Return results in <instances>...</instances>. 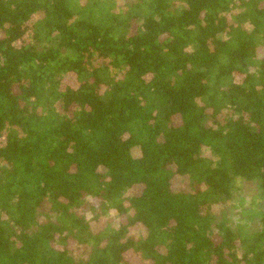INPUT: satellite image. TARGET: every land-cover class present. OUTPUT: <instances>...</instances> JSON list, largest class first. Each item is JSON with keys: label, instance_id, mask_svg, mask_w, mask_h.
Returning a JSON list of instances; mask_svg holds the SVG:
<instances>
[{"label": "trees", "instance_id": "obj_1", "mask_svg": "<svg viewBox=\"0 0 264 264\" xmlns=\"http://www.w3.org/2000/svg\"><path fill=\"white\" fill-rule=\"evenodd\" d=\"M238 177L264 198V0H0V264H264Z\"/></svg>", "mask_w": 264, "mask_h": 264}, {"label": "rangeland", "instance_id": "obj_2", "mask_svg": "<svg viewBox=\"0 0 264 264\" xmlns=\"http://www.w3.org/2000/svg\"><path fill=\"white\" fill-rule=\"evenodd\" d=\"M126 1L133 0H120V3L124 4ZM204 152L208 154L209 150L205 148ZM236 179L237 187L235 189L233 199L227 202L225 206L215 205L214 210L218 213L225 211L227 216L230 217V221L233 225L243 226L244 228L253 230L257 226L256 221H254L253 212L255 213L258 210L264 209V198L258 193V183L256 184L255 181L243 180L241 177ZM181 186L187 187V180L183 177L179 178L176 176L174 179V187L179 188ZM134 190L138 192L139 188L135 187ZM104 224V220H100L98 222L91 220V225L95 230ZM132 259L137 261L139 264V261L134 257H132Z\"/></svg>", "mask_w": 264, "mask_h": 264}]
</instances>
